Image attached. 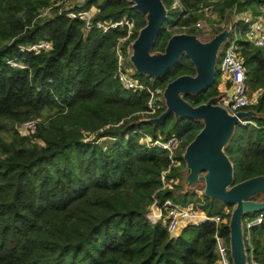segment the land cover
<instances>
[{
  "label": "trees",
  "instance_id": "obj_1",
  "mask_svg": "<svg viewBox=\"0 0 264 264\" xmlns=\"http://www.w3.org/2000/svg\"><path fill=\"white\" fill-rule=\"evenodd\" d=\"M51 2L0 0V264H216L214 235L218 230L228 243L226 224L190 226L171 239L161 221L146 216L152 204L170 200L196 203L229 219L222 207H214L216 200L195 190L182 193L181 156L202 123L172 115L156 126L139 123L164 111L161 103L156 113H148V90L163 91L179 76H194L192 64L182 56L159 79L135 74L146 89L125 90L117 80L114 51L124 32L91 29L84 36L83 21L69 19L60 8L40 18ZM179 3L182 11L174 24H163L151 53L163 52L175 34L169 27L193 35L201 18L196 11L209 0ZM263 5L264 0H227L216 6L223 16L227 9L240 13ZM69 10L91 11L94 21L133 17L137 31L145 25L128 0H80ZM220 31L214 29L212 36ZM43 39L52 43L49 52L21 50ZM238 50L247 86L264 91V48L241 39ZM13 59L24 68L5 64ZM219 78L216 72L210 89L183 99L192 106L206 103L219 95ZM248 110L262 118L252 119L256 126L238 124L224 149L233 164V184L264 175V92ZM32 118L38 120L35 132L21 135L19 125ZM143 135L179 138L178 165L166 152L144 144ZM104 140L111 142L107 146ZM251 243L253 261L264 264V223L251 230Z\"/></svg>",
  "mask_w": 264,
  "mask_h": 264
},
{
  "label": "water",
  "instance_id": "obj_2",
  "mask_svg": "<svg viewBox=\"0 0 264 264\" xmlns=\"http://www.w3.org/2000/svg\"><path fill=\"white\" fill-rule=\"evenodd\" d=\"M131 9L144 16L145 25L130 45L128 62L135 74L159 79L174 67L182 56L192 64L194 76L182 75L166 84L162 91L164 111L155 118L139 123L152 126L162 124L169 116L202 123V129L186 145L182 153L185 166L183 192L203 187V195L210 201L232 206L228 219V245L232 264H249L244 242L243 219L264 211V175L233 184V164L224 149L235 127L242 121L261 119L253 110L229 114L216 104L218 96L206 103L192 106L185 95H198L210 89L216 80V64L220 49L231 33L227 26L210 39L201 41L195 35H172L161 53H151L156 37L167 17L162 0H128ZM260 196L259 200L256 199Z\"/></svg>",
  "mask_w": 264,
  "mask_h": 264
},
{
  "label": "built area",
  "instance_id": "obj_3",
  "mask_svg": "<svg viewBox=\"0 0 264 264\" xmlns=\"http://www.w3.org/2000/svg\"><path fill=\"white\" fill-rule=\"evenodd\" d=\"M80 3V0H52L51 6L40 10L39 17L46 18L50 15L52 8H60V12H64L69 19H79L83 21L84 36L91 30L95 29L102 34H108L112 31L124 32L123 37L117 40V44L114 48L115 57L117 60V80L121 87L128 91H143L146 87L134 79L135 72L129 68L125 62V56L123 54V47L125 43H128L126 47L127 53L130 51V45L137 36L136 21L133 17L125 16L117 21H94L93 13L91 11H84L75 13L70 11L72 2ZM227 0H211L210 5L201 9L199 13H208L210 10L216 7L219 3H223ZM174 7L179 11H182L179 0H174ZM232 11L233 23H230L231 33L225 44H223V50L219 54L220 67L219 73L221 79L226 83V89L220 92L217 105L224 108L229 114L235 115L237 112L246 111L248 108L255 106L258 99L252 100L248 96V86L246 71L244 68V62L238 50V42L242 39L238 35V27L241 24L243 27V39H245L251 46L255 48H264V5L259 6L256 11L247 10L245 12L237 13L234 8ZM215 28L224 29L222 25H217ZM195 29L202 28L200 22L194 25ZM52 43L47 39L40 40L34 44H29L21 47L22 51L38 55L41 53H47L51 50ZM14 69H23L24 65L19 60H8L5 63ZM150 99L147 103L148 113H156L157 108L161 107L162 103V91H151ZM264 92V91H263ZM157 94H161V98L157 97ZM38 124L37 119H29L21 123L18 127V132L23 136L33 134ZM241 125L256 126L252 119L245 120L240 123ZM142 142L151 147L157 148L160 151L166 152L171 159L172 164L176 157V151L179 149L181 140L176 136H171L168 139L156 138L151 140L147 135L142 136ZM162 179L163 176H162ZM152 212V219L161 221L163 227L171 239L179 237L183 229L190 226H199L204 223L213 224L216 229L222 224H228V219L224 218L220 214H209L201 209L200 205L195 203H188L186 205H180L173 201L167 200L162 204H152L150 207ZM222 214L227 215L230 212L223 210ZM264 223V211L247 215L243 219V232L244 242L248 255L249 264H255L252 259L253 246L251 243V230L261 226ZM215 254L217 256L216 264H232L229 254V245L225 239L219 234L218 230L215 235Z\"/></svg>",
  "mask_w": 264,
  "mask_h": 264
},
{
  "label": "rangeland",
  "instance_id": "obj_4",
  "mask_svg": "<svg viewBox=\"0 0 264 264\" xmlns=\"http://www.w3.org/2000/svg\"><path fill=\"white\" fill-rule=\"evenodd\" d=\"M163 1V4L167 10V17L164 21V24H168L169 26L174 24V19L177 15V12L179 11L177 8L174 7V1L173 0H162ZM210 2L211 0H209V3L205 6H200L196 13L201 15V18L198 20V22H200L202 28L200 29H194L192 30L193 32V35H195L198 39H200L201 41H204V40H208L212 37V34L214 32V29H216L214 27L217 26V25H222L223 27H227L230 25V23H233V19H232V11H230V9H227L225 10V12L223 13V16H221L222 14H220V6H216L215 8H213V10H210L208 13H199V11L203 8H205L206 6L210 5ZM75 5H78L77 2L73 1L72 2V7L75 6ZM70 7V8H72ZM196 24V23H195ZM163 28V26H162ZM219 29V28H217ZM167 30H171L172 32H175V34H179V33H176L177 30H178V27H169ZM238 35L240 38L243 39V27L242 25L240 24L239 27H238ZM223 45L221 46V49H220V53L221 51L223 50ZM125 62L127 64V66L131 69H133V67L130 65V63L128 62V59L125 57ZM219 67H220V59L218 57V61H217V64H216V72H219ZM134 70V69H133ZM220 79V78H219ZM219 81L218 80V84H219ZM159 91V90H158ZM248 96L250 98H252V100H255V99H260L262 96H263V89H253L251 88L250 86H248ZM4 138L7 139V140H10L11 136L8 132H5L3 134ZM160 138H163L161 136H159ZM110 140H104L102 144H107V146L110 144ZM182 147V145H181ZM178 152V151H176ZM184 175H185V171L183 173V178L182 180L184 181ZM183 181H182V186H183ZM183 188V187H182ZM179 190L181 191V188H179ZM179 191V192H180ZM195 191L197 193H199L200 196L203 195V187L201 184H198L196 187H195ZM178 194V192L176 193ZM260 196H257L256 199L259 200ZM196 199H194L195 201ZM210 201V200H209ZM177 203H180V202H177ZM200 203H203V204H206L207 203V200L206 199H203L201 197V201ZM210 203V202H209ZM196 204V203H195ZM214 207L215 208H221L223 210H226L228 212H231L230 209H228L226 206L222 205L221 202L219 201H215L213 203ZM152 212V210L150 209V212L146 215L147 218L150 220V221H154L151 217L152 215L150 216V213Z\"/></svg>",
  "mask_w": 264,
  "mask_h": 264
},
{
  "label": "crops",
  "instance_id": "obj_5",
  "mask_svg": "<svg viewBox=\"0 0 264 264\" xmlns=\"http://www.w3.org/2000/svg\"><path fill=\"white\" fill-rule=\"evenodd\" d=\"M220 81H219V84H218V86H217V89H218V91H219V93L220 92H223V91H225V89H226V83L221 79V77H220V79H219ZM256 264V263H255Z\"/></svg>",
  "mask_w": 264,
  "mask_h": 264
}]
</instances>
